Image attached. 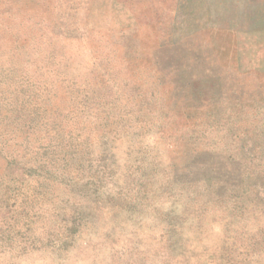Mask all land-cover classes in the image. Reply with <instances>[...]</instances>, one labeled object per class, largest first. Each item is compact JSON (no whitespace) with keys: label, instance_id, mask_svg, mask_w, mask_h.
<instances>
[{"label":"rangeland","instance_id":"374dc122","mask_svg":"<svg viewBox=\"0 0 264 264\" xmlns=\"http://www.w3.org/2000/svg\"><path fill=\"white\" fill-rule=\"evenodd\" d=\"M0 264H264V0H0Z\"/></svg>","mask_w":264,"mask_h":264},{"label":"trees","instance_id":"16d2710c","mask_svg":"<svg viewBox=\"0 0 264 264\" xmlns=\"http://www.w3.org/2000/svg\"><path fill=\"white\" fill-rule=\"evenodd\" d=\"M140 65H142V67H144V62L142 60H131L128 61V65H125L126 71L127 73L130 75V78H133L134 75H140L142 72V68H140ZM134 86L132 85V83L130 84V87ZM134 88V87H133ZM145 107H147V105L145 104Z\"/></svg>","mask_w":264,"mask_h":264}]
</instances>
